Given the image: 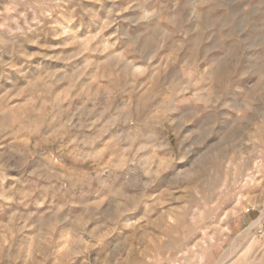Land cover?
Listing matches in <instances>:
<instances>
[{"label": "rangeland", "instance_id": "obj_1", "mask_svg": "<svg viewBox=\"0 0 264 264\" xmlns=\"http://www.w3.org/2000/svg\"><path fill=\"white\" fill-rule=\"evenodd\" d=\"M264 0H0V264H264Z\"/></svg>", "mask_w": 264, "mask_h": 264}, {"label": "built area", "instance_id": "obj_2", "mask_svg": "<svg viewBox=\"0 0 264 264\" xmlns=\"http://www.w3.org/2000/svg\"><path fill=\"white\" fill-rule=\"evenodd\" d=\"M260 234L262 235V236H264V231L262 230V231H260Z\"/></svg>", "mask_w": 264, "mask_h": 264}]
</instances>
